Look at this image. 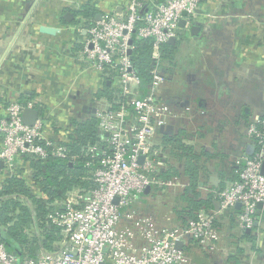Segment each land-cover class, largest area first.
<instances>
[{"label":"crops","instance_id":"obj_1","mask_svg":"<svg viewBox=\"0 0 264 264\" xmlns=\"http://www.w3.org/2000/svg\"><path fill=\"white\" fill-rule=\"evenodd\" d=\"M159 1L148 0L146 9ZM124 3L125 0H0V117L11 101H40L39 113L45 116V134L49 138L51 125L58 134L71 124V119L96 118V111L87 113L83 108L107 107L104 97L108 83L79 60L86 36L82 23L99 19L107 11L123 14ZM202 3L216 18H201L192 25L196 27L194 32L183 28L181 38L174 42L177 48L160 88V96L176 114L169 121L172 133L159 136L162 143L174 142L163 149L162 171L168 167L177 169L185 185L168 188L169 203L166 196L160 199L163 206L173 204L170 209H160L162 212L152 209L159 202L152 201L157 200V192L165 189L149 191L142 212L160 226H179L175 206L182 204L184 190L193 185L189 195L200 200L210 198L211 209L207 211L216 213L220 238L226 235L225 227L230 229V241L221 245L218 241L214 251L222 255L219 260H210L214 251L193 242L183 244L181 248L191 264H221L226 255L240 249L244 251L243 264H264V220L245 230L239 225V209L220 212V207L213 206L218 201L217 192L236 177L237 160L254 151L246 136L248 124L264 120V0ZM86 4L94 18L81 13ZM40 27H53L55 31L45 32ZM104 136L100 132L98 138L102 140ZM178 144L192 147L191 172L186 170L185 157L175 148ZM88 169L86 176L91 172ZM34 173L30 161H18L12 170H6L0 160V184L5 177L16 175L35 194L48 197L40 193ZM26 231L39 237L38 245L43 244L41 230L31 227ZM249 236L254 237V242L249 241Z\"/></svg>","mask_w":264,"mask_h":264},{"label":"built area","instance_id":"obj_2","mask_svg":"<svg viewBox=\"0 0 264 264\" xmlns=\"http://www.w3.org/2000/svg\"><path fill=\"white\" fill-rule=\"evenodd\" d=\"M147 2L125 0L123 14L107 11L99 19L83 20L86 36L79 60L96 71L101 81L108 82L104 97L107 107L96 110L104 139L102 144L84 148L90 159L97 160L96 164L86 163L91 170L86 178L95 185L74 188L62 200L53 202L55 209L48 218L60 228L53 249L20 258L0 241V264H191L183 248L176 247L177 242L183 245L193 240L205 249H216L220 240L216 213L201 210L185 225L168 228L142 212L149 191L185 185L178 176H160L164 144L158 129L176 117L160 96L170 68L162 46L172 37L179 40L183 28L188 32L201 18L214 19L216 15L206 11L202 0H161L146 9ZM181 20L184 27L180 26ZM136 39L150 42L146 83L141 81L131 58ZM39 102L11 101L0 117V160L6 170L29 157L76 161L65 145L73 130L71 124L55 134L50 115L49 138L44 115L39 113L32 126L22 122L23 110H40ZM246 136L254 151L237 160L236 177L217 192V199L220 212L237 210L239 204V225L248 230L264 220V120L248 124Z\"/></svg>","mask_w":264,"mask_h":264},{"label":"trees","instance_id":"obj_3","mask_svg":"<svg viewBox=\"0 0 264 264\" xmlns=\"http://www.w3.org/2000/svg\"><path fill=\"white\" fill-rule=\"evenodd\" d=\"M81 13L89 17L92 15L91 18H94L89 4L83 7ZM133 45L131 58L141 81L146 83L149 79L148 70L151 63L150 42L136 39L133 41ZM176 48V44L172 43H166L162 46L163 58L169 63L173 60L172 57ZM71 121L73 130L70 132L69 141L65 145L70 153L76 156L74 164L54 156H49L46 161L35 157L26 158L34 168V179L39 184L40 193L48 197L35 194L26 185L25 180L16 175L5 177L0 184V241L3 242L8 252L18 255L20 258L26 255L36 256L41 250L54 248L53 243L59 239L60 228L51 222L48 214L55 209L53 206L55 200H62L66 193L74 188H91L95 185L93 181L86 178L89 169L85 167V164L88 161L96 164L97 160L90 159V156L85 154L84 148L90 144H102V140L98 138L100 137L98 120L92 117L83 121L74 118ZM55 131L57 132L58 128H55ZM165 142L169 144L166 143L167 145L164 147L174 143L163 141V144ZM175 148L178 152L180 151V156L185 157V162L187 161L186 170L191 172L194 159L192 147L178 144ZM178 172L177 169L168 167L166 170H161L160 176L162 178L180 176ZM190 189L193 190V185H188L184 190L181 199L182 204L174 207L176 219L180 226L195 219L200 210L211 209L210 198L208 200L197 199V196L189 195ZM31 227L41 230L42 245H38V236H32L26 231L27 228ZM248 238L250 242H254V237L249 236ZM189 242L197 244L193 240H189ZM243 252L240 249L226 255L221 264H243Z\"/></svg>","mask_w":264,"mask_h":264},{"label":"water","instance_id":"obj_4","mask_svg":"<svg viewBox=\"0 0 264 264\" xmlns=\"http://www.w3.org/2000/svg\"><path fill=\"white\" fill-rule=\"evenodd\" d=\"M180 26L181 27H184V20H181L180 21ZM190 29L192 30V32H194L196 30V27L195 26H192ZM40 30L45 31V32H50V31H53L54 32L55 31V28H53V27H40ZM175 41H176V38L175 37H172L169 40V43L174 44ZM130 52L131 51H129V53ZM83 110H84V112H87V113H95L96 108L95 107L86 106V107L83 108ZM38 116H39V110L37 108H28V107H26L23 110V112H22V122L24 124H26V125L32 126V125L35 124ZM172 129H173V126L167 124L166 126H160L159 129H158V132L161 135L162 134H170V133H172ZM261 173L264 175V161H263L262 166H261ZM148 191H149V188L146 189V192H148ZM213 206L219 207V201L213 202ZM258 207L261 208L262 207V204L259 203L258 204ZM236 208L239 209L240 208V205L237 204L236 205ZM257 223L258 222H255L254 223V226H257ZM176 247L179 248V249H181L182 242L181 241L180 242H177L176 243Z\"/></svg>","mask_w":264,"mask_h":264},{"label":"rangeland","instance_id":"obj_5","mask_svg":"<svg viewBox=\"0 0 264 264\" xmlns=\"http://www.w3.org/2000/svg\"><path fill=\"white\" fill-rule=\"evenodd\" d=\"M172 189H173V188H172ZM168 193H169V189H165L163 192H157V193H156V198H157V200L152 201V202L159 201V202H155V205H154L155 208H152L155 212H156V211L159 212L160 209H163V207H165V206H167L168 209L171 208L170 206H171V203H172V202L170 203V206H169V205H165V206H163V202H164V201L160 199V198H164L165 196H166V197H165L164 199L169 198L168 195H167ZM150 198H151V197L148 198L149 201H151ZM158 199H160V200H158ZM166 200H167V199H166ZM167 202L169 203L168 200H167ZM153 204H154V203H153ZM172 204H173V203H172ZM168 209H167V210H168ZM160 212H162V211H160ZM169 222L171 223V220H168V223H169ZM229 230H230V229H229L228 227H225L224 232H225L226 235L223 236V235L221 234V235H222V238H220V245L223 244L224 242H229V241H230V240H229V237L227 236V235H228L227 232H229ZM237 236H239V235H237ZM234 237H235V236H234ZM234 239H235V241H236L237 238L235 237ZM214 252H216V251H214ZM221 256H222V255H220V254H218V252H216V253L210 255V258H211L210 260H217V259L219 260V259L222 258ZM220 262H221V261H220Z\"/></svg>","mask_w":264,"mask_h":264}]
</instances>
